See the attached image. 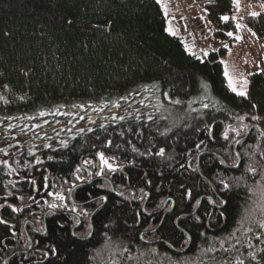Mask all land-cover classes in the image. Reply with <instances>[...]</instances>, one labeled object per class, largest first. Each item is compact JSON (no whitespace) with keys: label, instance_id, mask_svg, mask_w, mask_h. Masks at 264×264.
I'll list each match as a JSON object with an SVG mask.
<instances>
[{"label":"trees","instance_id":"16d2710c","mask_svg":"<svg viewBox=\"0 0 264 264\" xmlns=\"http://www.w3.org/2000/svg\"><path fill=\"white\" fill-rule=\"evenodd\" d=\"M205 12L230 46L233 0ZM245 23L264 39V10ZM228 53L193 54L157 0H0V134L31 137L0 163V264H264V72L236 95ZM75 112L102 116L53 129Z\"/></svg>","mask_w":264,"mask_h":264},{"label":"rangeland","instance_id":"374dc122","mask_svg":"<svg viewBox=\"0 0 264 264\" xmlns=\"http://www.w3.org/2000/svg\"><path fill=\"white\" fill-rule=\"evenodd\" d=\"M158 1V0H157ZM208 0H183L182 3H177L174 0H162L159 2L162 6V3L167 4L168 8V31L171 26L172 31L179 36L180 31L177 26H181L180 23L186 17H191L200 21L202 24L203 35L204 36V48L195 51L191 50L193 54L205 55L211 51H218L221 47L225 46L221 42L217 41L213 36V27L211 26L206 12L205 4ZM189 5L186 6V5ZM185 6L187 7L185 9ZM237 6V5H236ZM164 9V7H163ZM264 10V7L261 5L259 0H239V7H237V24L239 27L236 36L242 37V39L233 41L230 46L227 45L229 53L227 57L223 59L224 68L227 66L230 74H234L236 77H246L250 84V77L254 74L264 72V39H259L253 31L246 25L245 19L251 13H260ZM165 11V10H164ZM182 24V23H181ZM182 28V26H181ZM173 35V34H172ZM247 86V90L249 87ZM239 88V84L237 85ZM60 117H65L67 120H63L57 124L53 129H80L86 125L95 122V120L102 116L100 112L95 114H85L81 112L75 113H64L60 114ZM87 119V122L83 123V120ZM257 124H260L257 122ZM41 125L36 124L32 131H36L40 128ZM40 131V130H38ZM31 137H19L15 134L5 135L0 134V162L7 161V164L12 168L17 166L18 156L25 152L28 147L25 145ZM7 153V154H5ZM27 171L24 170V173L21 175L25 176ZM143 201V199H142Z\"/></svg>","mask_w":264,"mask_h":264},{"label":"snow or ice","instance_id":"6c2138e0","mask_svg":"<svg viewBox=\"0 0 264 264\" xmlns=\"http://www.w3.org/2000/svg\"><path fill=\"white\" fill-rule=\"evenodd\" d=\"M158 2H162V0H158ZM233 3L235 5H237V7H239V0H233ZM162 7H164L165 15L167 16L169 14L168 13V8H167V4L162 3ZM251 15L257 16L258 13L253 12V13H251ZM222 19L225 20V21H227V20H229V17L228 16H223ZM239 27H241V26L239 24H237V28H239ZM168 31L171 32L173 35L176 34L175 32L172 31L171 26L169 27ZM227 35L233 36V33L232 32H229V33H227ZM235 38L237 40L242 39V37H239V36H236ZM225 47H227V45H225ZM205 55H207V53H205ZM224 76L227 78L228 88L233 93H236V95L241 96V97H247L248 96L247 86L249 84V81H248V79L246 77H239L238 78L234 74H230L229 71H228L227 66H225V69H224ZM238 84H239V88L237 87ZM175 103H180V101L177 100V101H175ZM204 107H208V105L205 104ZM253 107H255V105ZM40 114L41 115H44V113H40ZM120 119H123V117H120ZM240 119L243 120L244 118L243 117H240ZM252 119H259V117H255L254 116V117H252ZM237 135H239V132H237ZM225 139H227V133H225ZM236 143H240V141L238 140V141H236ZM0 151H3V150L0 149ZM5 154H7V153H5ZM98 155H99L100 161L102 162V164L105 167H107L109 170H114L113 169V165L109 162V159L105 157V155H104L103 152L99 153ZM157 155L163 156L164 155V149H160L159 152L157 153ZM262 155H264V153H262ZM237 157L239 158V153H237ZM49 159H52V157H49ZM37 162L39 163L40 161L38 160ZM0 163L7 164V161H3V162H0ZM90 163H92V162L91 161H85V164H90ZM246 170L248 172H252V173H255L256 172V169L253 168L251 165H248L247 168H246ZM76 171L79 172L80 169L78 168ZM97 174H103L102 170L101 171H98ZM89 175H91V173H89ZM77 179H80V177H77ZM32 183L34 184L35 181H33ZM220 183H221V185L223 186L224 189H228L229 188V185H228V183L226 181L220 180ZM69 191H71V189H69ZM189 195H190V193H189ZM59 199L63 200L64 197L63 196H59ZM101 199L106 200L107 197H102ZM220 202L221 203H227L226 201H220ZM50 207L55 208V207H57V205L52 204V205H50ZM74 210L75 209H73V211ZM242 223L243 222H241V224ZM258 227L261 228V229H264V222H260L258 224ZM251 230H252L251 228L247 229V231H251ZM238 264H243V262L242 261H239Z\"/></svg>","mask_w":264,"mask_h":264},{"label":"crops","instance_id":"0c3cea01","mask_svg":"<svg viewBox=\"0 0 264 264\" xmlns=\"http://www.w3.org/2000/svg\"><path fill=\"white\" fill-rule=\"evenodd\" d=\"M182 2H183V0H179L177 3L180 4ZM186 6L189 7L188 4ZM186 6H185V9L187 8ZM188 18H191V17H188ZM192 19H194V18H192ZM181 23H180V25L182 26ZM181 26H177L178 27V30L180 31L179 37H181L184 40V42L187 44V47L189 48L190 51L191 50L198 51V50L204 48V41L205 40H204V36H202V35H203V31L205 30V28L203 29V27L201 26V29L199 30V32H197V33H194V32L193 33H188V32L185 31V29L183 28V26H182V28H181ZM167 28H168V20H167ZM173 36H177V35H173Z\"/></svg>","mask_w":264,"mask_h":264},{"label":"water","instance_id":"95a60500","mask_svg":"<svg viewBox=\"0 0 264 264\" xmlns=\"http://www.w3.org/2000/svg\"><path fill=\"white\" fill-rule=\"evenodd\" d=\"M254 128H258L259 130H262L261 127H260V125H253V126L249 129L247 135H246L244 138H242L241 140H239V141L241 142V141L246 140V139L249 137L250 133L252 132V130H253ZM237 144H238V143H235V150H236V146H237ZM239 162H240V158H239ZM198 171H199V167H198ZM199 172H200V171H199ZM112 191H113V193H114L115 195H117V196H124L126 193L130 192V190H129V191H126V192H124V193H122V194H117V193L115 192V190H114L113 187H112ZM135 197H136V193L133 191V197H132L133 200H135ZM142 199H143V198H142ZM142 199H140V200L137 201V202H142ZM169 201H170V200H168V202H169ZM201 201H202V199L200 200V204H201ZM168 202L165 204V206L163 207V209L160 210V212H164V210L166 209V207H167V205H168ZM146 203H147V202H145V204H144V206H143V210H145ZM200 204H199V206H200ZM198 208H199V207H198ZM171 211H172V210H171ZM171 211H170V212H171ZM165 215H166V214H165ZM188 248H189V246L186 248V250H187ZM186 250L183 251V252H181V253L186 252Z\"/></svg>","mask_w":264,"mask_h":264},{"label":"built area","instance_id":"2783aa9c","mask_svg":"<svg viewBox=\"0 0 264 264\" xmlns=\"http://www.w3.org/2000/svg\"><path fill=\"white\" fill-rule=\"evenodd\" d=\"M176 2H178L179 0H174ZM182 26L185 29V31H191V30H196V28L198 27V23L194 22L192 19L190 18H184L182 20Z\"/></svg>","mask_w":264,"mask_h":264}]
</instances>
